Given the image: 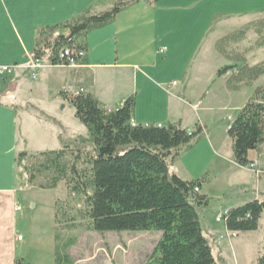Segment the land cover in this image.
<instances>
[{"label":"rangeland","instance_id":"1","mask_svg":"<svg viewBox=\"0 0 264 264\" xmlns=\"http://www.w3.org/2000/svg\"><path fill=\"white\" fill-rule=\"evenodd\" d=\"M226 1L229 4L226 3L224 8L213 10V13L223 15L225 22L242 25L264 16V0ZM232 1L235 2L231 4ZM115 2L116 0H106L105 8L114 6ZM217 26V24L212 25L210 33ZM238 26L240 25H235V29ZM261 37L251 31L246 39L232 44L230 49L245 54L251 64L262 62L264 45L257 44L258 38ZM149 38L150 35L147 33L139 43L143 41L147 43ZM211 40L209 39L208 44H204L196 60L192 58L194 62L192 73L196 77L192 95L195 96L207 83L212 88L210 86L206 88L201 97L206 98L211 88L209 97L202 103V107L198 106V108L190 106L185 101H176L175 104L171 101V108L168 107L170 114L175 113L174 116L181 121L184 128L191 130L200 126L204 134L208 130L207 138L198 143L193 148V152L186 150L185 146L175 150L173 156L169 158V167L183 178H188L190 174L208 173L204 177L211 181L204 184L202 192L209 197L210 204L200 213L205 234L210 240L218 263L258 264L259 257L264 253V215L260 219L259 229L255 231H229L224 220L217 221L218 215L226 208L230 209L254 198L264 199V172L259 174L250 165L242 167L234 161L233 142L227 130L249 99L251 93L249 90L252 88H242L246 85L242 83L239 91L227 90L226 79L230 72L221 78L216 77L217 82H213L216 69L232 62L215 53ZM161 49L160 53H165L167 50L162 52ZM192 53L186 49L184 53L173 58L171 62L173 72L170 75L179 73ZM143 55L147 58L150 56L149 51L146 50ZM28 64L27 61L18 63L19 67L10 74L0 72V82L6 83L9 76L16 71L20 74L18 79L31 71V75L26 78V85L19 89L22 92L17 94L16 100H6L16 106L18 113L16 156L21 151L28 152V157L21 162V166H18L16 161L18 191L16 234L19 240L17 255L22 261L21 264H56L58 243L62 244L71 238L74 242L68 247L67 253L73 259V264H144L154 252L161 232L93 230L86 215L85 196L72 192L66 180L59 181L53 189L40 188V185L48 183L52 176V172L41 167L45 160V157L41 156L43 151L65 148L66 160L70 165L77 161L80 168L88 167L86 155L92 153L95 155V153L89 143L80 144V138L88 137V132L75 116V108L70 103L73 95L68 96L69 94L65 93L68 92L67 88L70 90L69 85L64 84L62 88V84L56 89L53 84L55 72L73 67L42 61V67L38 71L39 76H34L33 70L26 67ZM43 69L55 71L49 73L47 77L49 80L46 82L41 76ZM189 74L185 78L189 79ZM258 80L256 86L264 84V76ZM178 83L177 80L173 82V84ZM23 92L27 93L24 95ZM190 102L196 101L190 100ZM201 122L207 126H202ZM208 140L218 141L220 148L214 155L208 147ZM78 149L84 150V154L81 159L76 160ZM188 153L191 157L183 159ZM254 153L256 154L254 161H257L258 169L264 171V143ZM32 173L36 176L34 185L27 184Z\"/></svg>","mask_w":264,"mask_h":264},{"label":"trees","instance_id":"2","mask_svg":"<svg viewBox=\"0 0 264 264\" xmlns=\"http://www.w3.org/2000/svg\"><path fill=\"white\" fill-rule=\"evenodd\" d=\"M140 1L155 4L161 0H116L107 10L94 12L88 8L76 18L39 29L32 59L58 65L67 45L87 51L90 32L113 23L120 12ZM251 31L262 36L257 44L263 46L264 16L248 21L216 42L218 52L232 62L217 71L218 76L230 72L227 86L231 90H238L243 82L249 84L264 74V61L239 66L246 61L245 54L230 49ZM71 104L88 132V137L80 138V144L89 143L95 155H86L89 165L80 168L77 161L69 164L65 148L43 151L41 156L45 160L41 167L52 172V176L40 188L53 189L59 181L66 180L72 192L85 196L86 215L93 230L161 232L154 252L144 264H219L200 213L210 204L209 197L201 193L210 179H184L169 167L175 150L185 146L190 151L202 140L203 128L196 126L190 130L181 123H135L136 94L117 109H108L94 95L82 91L71 97ZM227 134L233 142L235 163L247 167L251 162L249 152L264 143L263 86L254 90L236 114ZM78 152L76 160L81 159L84 150ZM26 157V151L18 154V166ZM35 180L32 173L27 184L34 185ZM263 215L264 199L256 198L230 208L225 225L233 232L255 231ZM73 242L71 238L58 243L56 264H73L67 253ZM258 264H264V253Z\"/></svg>","mask_w":264,"mask_h":264},{"label":"crops","instance_id":"3","mask_svg":"<svg viewBox=\"0 0 264 264\" xmlns=\"http://www.w3.org/2000/svg\"><path fill=\"white\" fill-rule=\"evenodd\" d=\"M105 2L106 0H0V65L30 62L39 29L76 18L88 8H92L94 12L107 10L110 7L105 8ZM226 3L229 4L226 0H161L155 4L146 1L135 3L120 12L113 23L88 34V50L77 66L57 72L43 69V81L49 80L47 77L50 72H55L53 84L56 89L62 84V88L64 84L69 85L70 90L64 91L68 96L82 89V92L94 95L108 109L119 108L129 96L136 94L135 123H181L174 116L175 113L170 114L168 110L169 106L171 108V101L173 104L176 101H185L195 108L202 107L212 88L205 83L195 96L192 95L196 78L192 73V58L196 60L209 39H212L210 43L215 53L222 55L216 49V42L248 22L242 25L225 22L223 15L213 13L215 9L224 8ZM214 24L218 26L210 33V27ZM235 25L240 26L235 29ZM147 33L150 35L149 41L140 44V39ZM163 47L167 50L160 53L159 50ZM186 49L193 53L186 59L179 73L170 75L173 72V58L184 53ZM146 50L150 55L147 58L143 55ZM262 62L251 64L246 58L239 66L245 63L252 66ZM18 72L9 76L6 83L0 82V264H17L19 259V240L16 234L18 113L16 106L6 100H16L17 94L22 92L19 89L26 85V78L31 75V71L21 79H18ZM188 74L189 79L185 78ZM223 76H218L215 71L213 82H217L216 77ZM258 79L242 87L252 88L249 90L250 97L257 87L264 85L262 83L256 86ZM176 80L179 83L173 84ZM227 80L228 77L226 86ZM209 86L211 88L206 98L202 99L201 94ZM226 89L239 91L241 87L231 90L227 86ZM190 100L196 102L191 103ZM201 124L206 125L202 122ZM207 131L201 141L207 138ZM208 142L211 154L214 155L220 148L218 141ZM254 152L255 150L249 152L250 161L256 160ZM189 154L183 156V159L191 157ZM206 174L208 173L190 174L191 176L184 179L204 177ZM202 189L201 193L204 194Z\"/></svg>","mask_w":264,"mask_h":264},{"label":"built area","instance_id":"4","mask_svg":"<svg viewBox=\"0 0 264 264\" xmlns=\"http://www.w3.org/2000/svg\"><path fill=\"white\" fill-rule=\"evenodd\" d=\"M166 50L165 47L161 49L162 52ZM86 51L85 50H79L75 48L73 45H67L65 48H63L60 57L63 60L62 63L58 65H64V66H70V67H75L81 60L83 56H85ZM19 66L17 64L14 65H0V72H6V73H12L14 72ZM27 68H30L33 70L34 76H37L38 71L42 67V61L41 60H34L31 59L28 65H26ZM66 91H69L67 88ZM82 89L76 90L72 93V95H78ZM159 126H162L161 124H158ZM251 168L255 169L256 172L259 174L263 173V170L258 169L257 167V161H251L250 164ZM196 191H199V188L195 189ZM229 213V208L224 209L217 217V221H225V216ZM20 238H22L20 236Z\"/></svg>","mask_w":264,"mask_h":264}]
</instances>
